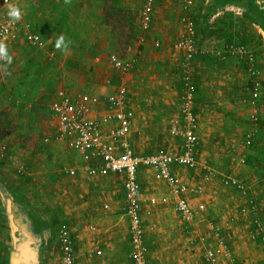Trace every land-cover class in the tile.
<instances>
[{
	"label": "crops",
	"instance_id": "0c3cea01",
	"mask_svg": "<svg viewBox=\"0 0 264 264\" xmlns=\"http://www.w3.org/2000/svg\"><path fill=\"white\" fill-rule=\"evenodd\" d=\"M131 1L135 3L12 0L21 12V25L30 23L31 29L46 40L45 48L29 45L22 36L6 41L11 62L0 64V132H7L0 143L8 145L10 155L0 158V180L25 212L29 229L38 239L36 253L24 263L62 264L59 235L62 226H67L73 237L75 264H134L126 175H89L87 168H99L101 157L86 160L68 141L57 138L51 106L60 89L74 100L91 101L90 116H103L110 109L106 97L117 93L122 84L111 55L133 61L126 78L129 109L134 111L127 138L135 154H152L161 148L183 150L184 138L173 135L171 126L180 119L184 92V53L173 46L184 29V2L156 0L151 27L143 31L140 13L144 0L138 1L137 36L124 45L121 37L130 39L132 35L126 13ZM260 1L264 3H251L258 5ZM240 2L192 0L190 13L196 22L197 43L192 67L197 84L198 163L195 168L175 165L173 170L190 187L185 195L195 206L204 203L206 209L198 213L192 228H186L172 187L155 168L141 165L139 197L150 264H207L205 240L211 221L221 226L237 260L264 264V251L253 239V207L247 205L242 192L223 183L224 176L246 182L264 223V173L250 162L252 153L259 158L261 147L249 151L242 145L243 137L251 133L245 57L228 52L230 44L247 45L254 36L264 39V28L257 16L251 20L250 4L243 2L241 7ZM232 6L240 8L236 11ZM3 10L8 14L9 8ZM60 36L64 44L57 48ZM222 49L226 53L216 57ZM257 110L263 124L262 101ZM116 126L111 121L102 128L120 153L113 138ZM257 130L253 131L256 140L260 137ZM239 152H247L246 163ZM70 169L76 173L71 174ZM209 172L213 175L208 179ZM198 185L203 186L202 191L197 190ZM212 205L218 206L213 213ZM7 229L0 205L2 236ZM6 242L2 238V244Z\"/></svg>",
	"mask_w": 264,
	"mask_h": 264
},
{
	"label": "built area",
	"instance_id": "2783aa9c",
	"mask_svg": "<svg viewBox=\"0 0 264 264\" xmlns=\"http://www.w3.org/2000/svg\"><path fill=\"white\" fill-rule=\"evenodd\" d=\"M184 14L181 21L184 26L182 33L174 43V48L184 53V92L181 102V116L171 126V133L184 138V147L181 152H174L161 148L155 153L147 155H136L129 140L128 134L132 128L134 111L129 109V96L126 78L130 75L134 63L125 60L117 54H112L110 59L114 67L119 71L122 84L118 87L117 93L106 97L110 109L100 117L90 116L93 113L92 102L89 100H74L64 89H60L57 97L52 103L51 110L53 119L57 122V138L61 141H68L69 144L83 153L84 158L99 156L103 164L99 168L88 167L89 175L108 174L119 172L126 175V199L127 214L130 219L131 229V257L134 264H150L149 250L145 243V229L141 217V201L139 197L140 186L138 183V170L141 165L155 168L160 177L171 187L177 197L176 209L184 222L186 228H192L196 222L198 213L206 209L204 203L195 206L185 195L190 190L187 183L182 181L174 172L175 165L195 168L197 160L198 135L196 133L197 115L195 111V100L197 84L193 77L192 62L197 53L196 43V22L190 13L192 0H183ZM156 0H144L140 13V27L148 31L153 20ZM14 7L12 0H0V43L5 45L8 40H15L23 37L25 41L35 47L45 48L46 40L41 34L31 29L30 23L21 25L20 21H13L3 9ZM228 52L234 55L245 57L250 63L255 62L254 51L245 44H230ZM7 60L0 59V64ZM258 69H253V74H258ZM259 81H255V89L250 91L249 104L257 107L259 100ZM95 102V100H94ZM258 119L257 117H255ZM115 121L117 126L113 132V138L117 141L121 152L117 153L115 148L108 142L103 124ZM253 142L252 134L246 136V143ZM0 158H10L8 145L0 143ZM20 169H23L21 166ZM75 174L74 169H70ZM213 174L209 172L206 177L209 179ZM223 183L235 187L244 194H248L249 185L241 179L224 176ZM198 191L203 190L202 185L197 186ZM167 199L164 197L163 201ZM156 200L154 199L153 202ZM254 209V221L261 240L264 242V223L255 210L256 204L251 200ZM60 242L62 249V264H75V247L73 237L67 226L60 230ZM205 260L207 264H240L234 257L232 247L226 238L219 224L211 221L210 230L205 240Z\"/></svg>",
	"mask_w": 264,
	"mask_h": 264
},
{
	"label": "rangeland",
	"instance_id": "374dc122",
	"mask_svg": "<svg viewBox=\"0 0 264 264\" xmlns=\"http://www.w3.org/2000/svg\"><path fill=\"white\" fill-rule=\"evenodd\" d=\"M138 1L140 3V0H134L135 3H133V4L131 1V5L128 7V9L126 11V13L128 14L129 20H130V29H131L132 35H131L130 39H128V37H124V38L121 37V40L124 41V45H126L130 41L133 42V40L137 36L136 35L137 33L134 29V25H135V19H136V17H138L139 10L141 9V4L138 5ZM251 1L250 0H241V2H240L241 7L244 6V5H242L243 2L249 3L250 4L249 8H251L250 11H252V16H251L252 19L251 20L252 21L255 20V16H257L258 17L257 19H260V22H259L260 26L262 28H264V3H262L260 1V4L256 5L255 3L252 4ZM234 3L235 2H232L233 5H236ZM232 7H235L236 11H237V8H240L238 6H232ZM252 40H253V42H252L253 44L250 43V41H249L247 45L254 51L255 62L250 63L246 58H244V60H245L244 65H246V74H247V79H248L246 90H247V93L249 92V94H250V91L255 89V81H259V86L257 87L258 91H259V100L257 102V105L259 104V102L262 101V105L264 107V39L261 38L260 36L259 37L254 36V38H252ZM223 53H226V49H222V50H220V52L218 51V53L216 54V57H218V56L222 57L224 55ZM253 69H258L260 72L258 74H253L252 73ZM249 108L251 110V112H250L251 134H252V137L254 139H253V142L251 144H247L246 139H245L246 135H245V137H243L244 140H242V142H243L242 145L245 146L246 149L249 151H251V150L256 151V149L258 147H261V148H259V152H260L259 158H257L255 156V154L252 153V155L250 156V162H251V164L256 165L257 168L259 170H261V172L264 173V130H263L264 129V123L260 124L259 116H258L260 111L257 110V107L253 108L252 106H249ZM255 117H257L258 119H256ZM257 127H258L257 131H259L258 135H260L258 140H256V132H253ZM259 143H261V144L258 145ZM240 155H241V159H244L243 163H246L248 161L247 159L249 158L247 152L246 153L239 152V156ZM261 186H264V184H261ZM251 191H252V188H251ZM249 192H250V189H249L248 193ZM242 194L247 199V205L250 208L252 206L251 200H253L254 203L257 202V199L253 194H251V195L244 194V193H242ZM212 203H215V201H213ZM256 204H258V203H256ZM0 205H1V208L3 209L4 220L8 226V229L3 232L4 236H2V234L0 233V264H13L12 263V243L13 242H12L10 227H9V223H8V218H7V215L5 212L4 203H3L1 198H0ZM215 208H218V206L212 205V207L210 208V212L213 213V209H215ZM254 219H253L254 230L252 231L253 239L256 240V242L258 244L261 245V248L264 251V242L261 240V237H260V234L257 230ZM2 238H5L7 240L5 245L2 244ZM60 247H61V245H60ZM202 250H203V248H202ZM61 252H62V249H61ZM200 258L202 260V254L201 253H200ZM263 263H264V260H263ZM18 264H28V263H24V261H21ZM30 264H38V262H36V263L31 262ZM240 264H242V263L240 262Z\"/></svg>",
	"mask_w": 264,
	"mask_h": 264
},
{
	"label": "water",
	"instance_id": "95a60500",
	"mask_svg": "<svg viewBox=\"0 0 264 264\" xmlns=\"http://www.w3.org/2000/svg\"><path fill=\"white\" fill-rule=\"evenodd\" d=\"M0 198L5 207L12 237V263L27 261L36 253L38 239L29 229L25 212L14 202L4 183L0 180Z\"/></svg>",
	"mask_w": 264,
	"mask_h": 264
},
{
	"label": "clouds",
	"instance_id": "9594fccd",
	"mask_svg": "<svg viewBox=\"0 0 264 264\" xmlns=\"http://www.w3.org/2000/svg\"><path fill=\"white\" fill-rule=\"evenodd\" d=\"M9 17L13 21H18L21 18V12L18 8L10 7L8 11ZM64 44V37L60 36L57 40L56 47L60 48L61 45ZM0 59L7 60L9 63L11 62V58L8 56L6 45L0 43Z\"/></svg>",
	"mask_w": 264,
	"mask_h": 264
},
{
	"label": "trees",
	"instance_id": "16d2710c",
	"mask_svg": "<svg viewBox=\"0 0 264 264\" xmlns=\"http://www.w3.org/2000/svg\"><path fill=\"white\" fill-rule=\"evenodd\" d=\"M246 45V44H245ZM9 134V133H8ZM7 135V132H5L4 130L0 132V138H3Z\"/></svg>",
	"mask_w": 264,
	"mask_h": 264
}]
</instances>
